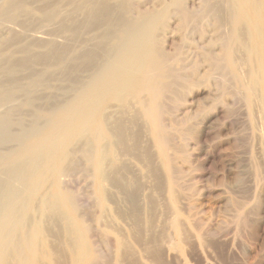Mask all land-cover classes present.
Listing matches in <instances>:
<instances>
[{
	"label": "bare ground",
	"instance_id": "1",
	"mask_svg": "<svg viewBox=\"0 0 264 264\" xmlns=\"http://www.w3.org/2000/svg\"><path fill=\"white\" fill-rule=\"evenodd\" d=\"M50 1L10 0L0 10V27L1 25L11 27L9 32H13L10 33L12 34L10 37L5 38L0 31V75L2 77L0 78L2 79L0 80V264H38L40 251L47 250L46 236H57L61 241V246L64 245L63 241H69L71 249L69 254L74 264H99L100 256L94 252L89 241L93 227L90 228L88 223L80 218L81 208L78 195L68 188L78 167L81 166L79 169H83L80 171H83L84 177L87 175L91 177L90 181L93 180L96 196L94 202L97 206L101 208L105 207L107 202H112L113 205L118 203L116 192H108L110 195L106 193L110 190H107L109 186L123 196L121 197L123 204H125L124 200L131 204L130 207L132 205L135 207L137 198H139L137 190L133 189L134 184L136 185V178L133 179L134 177L131 178L128 174V169H131L128 166L127 168L114 166L115 152L117 151V155L114 156L116 160L121 161L123 157L132 156L136 160L143 159L151 164V155L146 149L147 153L142 154V148L139 147L142 144L140 142L142 134L140 135L138 130H146L155 141L165 166L170 167L172 159L166 148L174 141L176 135L184 140L186 138L197 139L200 134V124L206 123L224 109L226 112L229 111L223 93L217 94L219 90L224 92L230 90L229 92L234 95H237L236 92L240 95V91L234 88L239 85L240 78L237 74L231 73L233 71L227 62L231 45L241 32L236 25L240 16V5L233 0H200L195 10L187 7L189 0H154V5H149L152 8L146 10L142 8L143 11L140 10L142 12L135 18H128V14L132 12V9L134 10L132 5L135 6V3L131 4V0H84L82 6L87 11L84 12L86 13L84 14L86 15L85 20L75 25L70 23V15L64 18L59 17V13L62 12H59L62 0ZM260 2L264 7V0ZM35 3L39 4V9H36L40 13V22L36 23L34 19L36 22L32 21L35 23L32 24L31 20L27 21L29 18H26L36 15L35 8L30 5ZM137 7L139 6H136L135 10L138 9ZM77 9L79 10V6L76 7L75 12ZM209 24H212L214 28L213 37L206 40ZM102 25H106L108 29L104 34L102 32V35H98L100 41L95 42L93 50L85 51L87 48L80 54L73 52L71 42H68L69 38L66 40L67 44L66 41L62 44L59 39H54L55 35L61 38L58 36L61 32L69 33L73 41L79 39L82 32L89 31L90 33V30H96ZM169 25L174 27L176 33L182 35L181 41L185 43L189 42L191 36H198L200 44L192 45L191 50L194 56L189 61L180 58L183 45H180L181 43H176L172 51L163 49L158 31ZM17 26L20 30L16 28ZM8 28L5 29L8 30ZM12 28H15L14 31L18 29L15 31L18 33L28 31L26 33L28 35L30 30L35 31V35L30 31L32 36L36 37L29 41H32L31 44L35 48L43 50H34L33 53L32 47L29 46L20 51L18 48V56L14 54L15 51L7 54L6 51L11 47L10 45L15 44L16 46L19 38H23L19 39L21 42L30 38L24 39L27 37L26 34L22 37L20 33L11 30ZM40 29L41 32H39ZM36 31L43 33L46 37L49 34V37H43V34L38 37ZM242 34L245 37V32ZM240 37L243 38V36ZM61 40L65 39L61 38ZM242 40L244 42L241 47L246 48L251 56H254L256 60L264 58V29L258 23H253L250 31ZM234 58L239 60L237 55ZM63 63L67 65L65 71L58 68ZM38 65L43 66L44 69H36ZM239 66L242 67V65ZM261 67V92L264 98V64ZM202 68L206 70L203 75ZM82 71L91 73L88 75V77L92 75L90 81L87 82L81 78ZM23 75L27 76H24L25 79H29L27 83L22 82ZM52 78L69 80L68 87L64 86L66 92L74 89L80 90L78 99L73 105L67 107L66 101L61 100V97V99L56 98L54 94L45 96L44 100L40 94L39 97L44 100L46 108L39 109L41 100L34 92H38L41 87L44 89L51 87ZM208 83H213L218 87L217 93L210 91L209 104L199 107L196 111H190L187 106L188 94L200 84L208 85ZM19 93L25 95L20 94L22 97V99L19 98L20 100L17 99ZM142 96H146L147 99L140 102L139 98ZM21 100L24 102H20ZM133 100L141 103L143 125L136 114L130 120L124 117ZM237 103H239L238 98ZM25 106L31 107L29 109L34 108L31 110L32 113L30 112L31 118L28 124L27 121L24 122L26 120L22 116L24 113H21L22 107ZM117 106L121 109L120 115L119 111H116L119 117L115 115L117 118L112 119L111 113L107 116L109 114L107 111L110 108L114 110ZM48 111L49 115L51 112H57L53 117L55 124L46 131H41L44 130V125L39 122V118ZM176 111H182V114L180 117L173 115L177 127L169 130L164 122ZM116 112L113 111L114 114H117ZM53 118H45L44 124L50 125ZM139 122L144 129L138 127ZM262 123L264 126V121ZM134 126L138 129H135L137 132L133 131ZM87 139L93 140L92 143L89 144ZM29 140H33L34 143L28 144L27 147L25 144ZM112 140L117 147L114 153L107 148L105 150L101 145L102 141L110 144ZM177 143H179L178 150L182 153L186 152L188 146L180 141ZM34 147H36L35 151ZM13 154L23 157V160L14 164L13 159L9 160ZM179 158L188 159L184 156ZM126 165L127 163L124 164ZM50 179L52 181L51 195L35 200L40 185ZM139 209L142 208L138 207ZM122 214L125 215V212ZM246 214H248L247 211ZM81 215L83 216L82 213ZM136 229L138 230L137 227ZM100 254L104 255L103 252ZM64 260L67 261V259Z\"/></svg>",
	"mask_w": 264,
	"mask_h": 264
},
{
	"label": "rangeland",
	"instance_id": "2",
	"mask_svg": "<svg viewBox=\"0 0 264 264\" xmlns=\"http://www.w3.org/2000/svg\"><path fill=\"white\" fill-rule=\"evenodd\" d=\"M9 1L0 0V10H2L3 6ZM83 1L84 0H62L59 7V12H62L59 13V17L64 18L70 15V23L73 25L84 21L86 16L84 15L86 14L84 12L87 11L82 6L84 3ZM131 1V4L135 3V6L132 5L134 10L132 9V12L128 14V18H135L139 16V13L143 10L149 9L150 7L152 8L154 5V0ZM233 1L240 5V16L237 19L236 25L238 30L241 32L237 40L231 45V51H229L227 55V62L229 64V68L233 71L231 73L237 74L240 78V82L238 83L239 85L236 84L237 86L234 87L237 91H240V95H238V92H236L238 96L234 95L229 92L230 90H225V92L222 90L221 92L219 90L217 93L218 87H216L213 83H208V85L200 84L202 86L199 85L187 96V106L189 110L193 112L199 107L207 106V104H209L210 91L217 94L223 93V98L229 106V111L226 112L224 109L218 114L220 116L214 115L206 123L200 124V134L197 139L186 138L184 140L181 136L176 135L177 137L174 141H172L168 148H166V151L169 152V156L172 159L170 167H166L164 159L162 158V155L160 154L158 147L156 146L155 141L152 140L150 134L146 130H143V132L142 130L140 131L136 128L137 125L138 127H142L143 125L142 122L144 121V118L141 116L142 106L140 102L145 101L147 97H140V102L133 100L132 104H129V113L126 112L124 117L126 120H130L133 116H135V114L136 116L138 115L137 117L142 125L139 122L133 127V131L137 132L136 130H138L140 135L142 134V138H140V140L142 139L140 141L142 144L140 143L141 145L139 147L142 148H140L142 154H144L147 150L151 155V164L146 163L143 159H141V161L136 160V158H133L132 156L123 157L121 161L116 160L114 156L115 154L117 155V147L113 140L110 144H108L107 141H102L101 145L104 149L107 148L112 153L116 151L113 156L114 166L125 168L128 166V168L132 169H128V174L131 175V178H136L135 183L138 187L134 184L133 189L135 188L134 190H137V197L140 198H137L136 203L139 206L135 204V207L133 205L130 207L131 204L126 203L124 200L123 202L125 204H123V198H121L123 196L119 194L116 189L109 186L107 187V190H110L106 191V193L116 192L115 194L120 202L118 201V203H114L117 206L113 205L112 202H107L105 207L103 206L100 208L99 205L97 206L94 202V198L96 201V196L92 183L93 180L91 179L90 181L91 177H88L87 175L84 177L85 174L83 175V171H80L83 169H79L81 166L78 167V173L76 172L70 181L71 183L68 184L69 190L78 195V202L81 208L80 218L85 220L90 228L93 227L91 229L92 233L90 234L89 241L94 252L100 256L98 259V261H100L98 262L99 264H264V126L262 123L264 121V98L261 92V65L264 64V58L262 60H256L254 56H251L248 53L246 48L241 47L243 44L242 42H244L242 39L246 37L254 22L258 23V25L264 29V7L261 6L260 0H257V2L256 0ZM199 3L200 0H189L187 7L190 10H195L198 8ZM32 4L30 5L32 8H35V10H33L36 15L27 17L26 19L29 18L27 21L31 20V23L34 19H36L37 22H34L39 23L40 13L37 10L39 9V4L35 3L38 7L35 4ZM77 6H79V10L77 9V12H75ZM136 6L139 7L135 10ZM63 11L65 12L63 13ZM34 22L32 24H35ZM211 25L212 24H209L206 40H210L213 37L214 28ZM3 26L5 25H1L0 27L1 34L5 38L10 37V35H12L10 33H13L12 31L9 32L11 27L8 28L5 26L3 28ZM5 28H8V30ZM16 28H18V26ZM242 28H245L244 31H242ZM14 29L12 28L11 30L14 31ZM18 29L15 31H18ZM106 29H108V27L106 25H102L97 27L96 30H90V33L89 31L84 33L82 32L79 39H74L75 42L74 40L72 41L73 38L70 37L69 33H59L58 36H61V38L65 40H61L60 37L57 38V35H55L56 38L54 39H59V42L61 41L63 44L66 40H68L67 38H69L68 42H71L70 46H72L73 52L75 54H80L81 51L84 52L87 48L88 49L85 51L93 50L95 42L100 41V36L98 35L102 32V34H104L107 31ZM30 31L35 35V31ZM30 31L29 35L26 34L28 31H26V33L19 32L22 37L26 34L25 36L27 37H24V39L30 38L23 42H21L19 40L21 38H19L18 42H16L18 44H16V46L15 44H12L13 46L10 45L11 47L8 46L9 49L6 53L11 54L10 52L13 53V51H15L14 54H17L16 56H18V48L20 51L29 46L30 48L32 47L31 51L33 53L34 50H43L41 48H35L31 44L32 41L29 40H33L36 36L33 37ZM37 31L36 35L38 34L37 36L41 37L43 34L39 33L41 32V29L38 33ZM44 31V33H46V30ZM242 32H245V37ZM42 36L44 37L45 35L43 34ZM158 36L161 40L163 49L166 51H172L171 49H174L176 43H181L180 45L183 44L180 58L185 61H189L194 56V53L191 50L192 45L200 44V42H198L199 38L197 35L191 36L188 43L181 41L183 39L182 35H180V33L178 34V32L176 33L172 25L159 30ZM240 36H243V38ZM68 42L66 41L65 43L67 44ZM72 42H74V44H72ZM76 42H79L81 45ZM187 46L190 48V52L188 51L189 48H187ZM20 47L23 48L20 49ZM235 50H237L236 53H234ZM36 51L35 53H37ZM236 55L237 58L239 57V60L234 58ZM101 63H103V61H101ZM238 65H242V67H238ZM66 66L67 65L63 63L59 65L58 68L61 69V71H65ZM240 68H243L242 71ZM36 69L43 70L44 67L38 65L36 66ZM246 69H248L247 72H245ZM205 71V68H202V75ZM89 74H91L89 71H82L81 78L88 82L92 78V75L88 77ZM245 75L248 76L246 77ZM24 76L26 75L22 76L24 80H22V82L27 83L29 79H25ZM0 78H2L1 75ZM50 82L51 87H46L45 89L44 87H41L42 90L40 88V90L38 89L39 91L37 90L38 92H34V94L40 98L39 100H41V105L39 104L40 108L38 106L39 109H41V107L42 109L46 108L44 97H48L51 94H54L55 97L57 96L56 98L58 99L62 98L61 100L66 101L65 105H67V107L73 105L74 102L77 101L80 90L74 89L68 92L65 91L66 88L64 86H66L67 83L69 84V80L64 81L59 78H52ZM66 87H68V85ZM20 94L23 95L24 93H19V96L17 94V99H22ZM39 95L43 96L44 100L41 99L42 97H39ZM234 97L238 98L239 103H237V98L235 100ZM23 98L25 101V97ZM24 101L21 100L20 102ZM22 108L21 113H24L22 116L26 119L24 122L27 121L26 123L28 124L29 119L31 118V110L34 108L29 109L31 107L27 106ZM115 108L114 110L110 108L107 111V114L108 112L109 114L106 115L109 116L111 113L112 115L110 117H112V119L119 117L117 112L119 111L120 115L121 109L118 106ZM113 111H117V114H114ZM176 112L171 115L180 117L182 111ZM56 113L57 112H51L49 115L48 111L46 114H42L40 116L39 122L44 125V130L41 131H46L50 126H54L55 119L53 117ZM127 114L131 116L128 117ZM115 115H117V117H115ZM171 115H169L166 118L167 121L165 120L164 122L166 127L168 126L167 128L169 130H173V128L177 127L174 122V116L172 117ZM237 117L239 118L238 120ZM45 118H53L51 119L52 121L50 125L44 124L46 121ZM140 129L144 128L142 127ZM187 140L188 142H186ZM92 141L87 139L89 144H91ZM179 141L183 142L185 146H188L186 147V152L182 153L178 150L179 147L177 145L179 143L177 142ZM32 143H34V141L29 140L25 145L28 147V144L31 145ZM104 144H106L107 147ZM34 146H36V144ZM35 148L36 147L33 148L34 151ZM183 156L188 157V159L186 158L183 160L179 158H182ZM10 159H13L14 164H16L22 161L23 157L13 154L9 160ZM123 163H127V165L124 166ZM140 178L141 180H139ZM173 180L175 181L174 184ZM51 186V179L42 183L35 200H40L45 196L47 197L51 195ZM115 207L117 208L115 209ZM138 207L142 208L139 210L143 211L139 212ZM106 208L109 211L106 210ZM82 210L84 212H82ZM88 210H90V215L87 213ZM246 211L248 214H246ZM123 212H125V215L122 214ZM92 214L93 217L91 218ZM132 215H134L135 218H133L134 216ZM84 217L86 219H84ZM243 217L246 218V220ZM122 218H125L126 220ZM247 222L249 224H247ZM60 243L61 241L58 240L57 236H46L47 250L44 249L40 251L38 264H58L59 261V264H66L68 260L69 264H74L69 254V251H71L70 242L67 240L65 242L63 241L62 243L64 245L62 246ZM95 250L99 252L97 253ZM63 251L65 254H62L64 253ZM121 251L124 252L122 253ZM102 252L104 255L100 254ZM64 259H67V261Z\"/></svg>",
	"mask_w": 264,
	"mask_h": 264
}]
</instances>
